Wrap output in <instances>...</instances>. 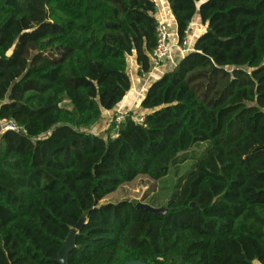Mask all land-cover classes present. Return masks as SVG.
Listing matches in <instances>:
<instances>
[{
  "label": "trees",
  "instance_id": "obj_1",
  "mask_svg": "<svg viewBox=\"0 0 264 264\" xmlns=\"http://www.w3.org/2000/svg\"><path fill=\"white\" fill-rule=\"evenodd\" d=\"M167 2L180 40L196 17L206 28L150 83L144 121L127 111L104 136L131 89L128 57L152 69L156 2L0 0V120L19 127L0 135V264H62L74 230L67 264H264V0ZM242 109L245 158L222 139ZM207 140L166 213L100 204Z\"/></svg>",
  "mask_w": 264,
  "mask_h": 264
},
{
  "label": "rangeland",
  "instance_id": "obj_2",
  "mask_svg": "<svg viewBox=\"0 0 264 264\" xmlns=\"http://www.w3.org/2000/svg\"><path fill=\"white\" fill-rule=\"evenodd\" d=\"M170 24L173 28L175 27L174 22H171ZM128 63L130 69V66H132L133 63L131 56L128 57ZM162 65L166 67L165 64ZM251 106V103L246 102L244 109H249ZM139 110L140 108L133 110L135 111L134 116L138 117L143 115ZM242 111L243 109L226 117L222 139L231 151L236 155L245 158L253 153L255 140L251 135H247L244 142L238 140L242 128ZM120 114L125 113L119 111L114 112L113 116H111L108 121L106 120V124H108L106 129H103L105 125L104 122H101V125L96 126L98 133L101 132L102 135L107 136L106 130L111 127L114 120L113 118ZM5 129L6 127L4 123L0 120V135ZM210 144L211 141L209 140L196 143L186 152L189 158L177 165H173L166 176L160 179H152L146 175L138 176L133 181L123 184L114 192L108 194L100 201V204L132 200L136 203L144 202L154 207L165 208L173 194L178 189L181 179L189 172V170H191L195 161L205 153Z\"/></svg>",
  "mask_w": 264,
  "mask_h": 264
},
{
  "label": "crops",
  "instance_id": "obj_3",
  "mask_svg": "<svg viewBox=\"0 0 264 264\" xmlns=\"http://www.w3.org/2000/svg\"><path fill=\"white\" fill-rule=\"evenodd\" d=\"M155 1V0H154ZM156 4L158 5L159 9L158 12L156 13V17L158 19H165L169 22V24L174 22L175 27L172 28V33H173V38H177L178 32H177V24L175 17L172 13V10L169 7V4L167 0H156ZM206 26H203L200 24L199 19L196 17L192 23L190 24L189 28V38L191 41V45L194 42V39L196 38L197 35L202 33L203 30H205ZM177 55L178 53L176 50L172 51V54L166 59V61L163 63L166 65L159 66L157 69H155L152 73H143L140 74V66L136 63V58L135 55L131 56L132 58V66H130L129 69V74L131 78V89L128 91L126 97L124 100L121 102L118 111L126 113L127 111H133L136 108H139V104L141 101V98L145 95L150 83L156 79L157 77L163 75L167 68L169 67L171 63V58ZM117 111V112H118ZM114 112L111 111H105L103 117L100 119L99 123L97 126L101 125V122H104V127L103 129H106L108 127V124H106V120L113 116ZM99 135H102L101 132L98 133Z\"/></svg>",
  "mask_w": 264,
  "mask_h": 264
},
{
  "label": "built area",
  "instance_id": "obj_4",
  "mask_svg": "<svg viewBox=\"0 0 264 264\" xmlns=\"http://www.w3.org/2000/svg\"><path fill=\"white\" fill-rule=\"evenodd\" d=\"M158 9L159 7L157 5V12ZM156 31L157 44L152 54V69L150 73H152L155 69L161 66L166 61V59L172 54L173 50H176L178 55H182L193 49L189 38V30L187 31L186 37L183 40H180L179 36H177V38H173L172 28L169 22L165 19H158ZM124 117L125 114L118 115L116 117V122L120 123L124 119ZM133 117L137 122H143L145 119L144 115H140L138 117L133 115ZM2 122L4 123L6 129H19L18 125L14 120L3 119Z\"/></svg>",
  "mask_w": 264,
  "mask_h": 264
},
{
  "label": "water",
  "instance_id": "obj_5",
  "mask_svg": "<svg viewBox=\"0 0 264 264\" xmlns=\"http://www.w3.org/2000/svg\"><path fill=\"white\" fill-rule=\"evenodd\" d=\"M11 51L8 52L10 54ZM137 208L145 210V211H152L158 214L166 213V208L162 207H154L152 205L146 204L144 202H138L136 204ZM86 223V215H82L76 224L77 231L81 230ZM76 230L72 231L68 237L66 238L65 243L63 244L62 248L59 251V256L57 260L62 264H67L68 254L72 251V249L76 245V237H75ZM123 264H149L142 260H130Z\"/></svg>",
  "mask_w": 264,
  "mask_h": 264
}]
</instances>
